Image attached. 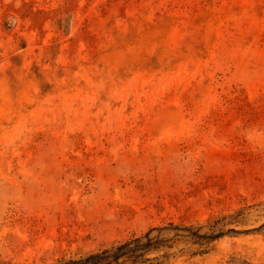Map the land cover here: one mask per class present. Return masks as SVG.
I'll return each mask as SVG.
<instances>
[{
	"label": "rangeland",
	"instance_id": "374dc122",
	"mask_svg": "<svg viewBox=\"0 0 264 264\" xmlns=\"http://www.w3.org/2000/svg\"><path fill=\"white\" fill-rule=\"evenodd\" d=\"M232 215L264 264V0H0V264Z\"/></svg>",
	"mask_w": 264,
	"mask_h": 264
},
{
	"label": "trees",
	"instance_id": "16d2710c",
	"mask_svg": "<svg viewBox=\"0 0 264 264\" xmlns=\"http://www.w3.org/2000/svg\"><path fill=\"white\" fill-rule=\"evenodd\" d=\"M230 218L233 216L224 215L205 224L156 226L122 243L53 264H171L182 256L206 254L213 242L234 233L225 228L233 223Z\"/></svg>",
	"mask_w": 264,
	"mask_h": 264
}]
</instances>
